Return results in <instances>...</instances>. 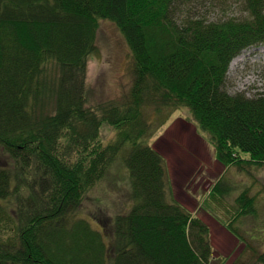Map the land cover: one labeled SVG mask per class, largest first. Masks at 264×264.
Listing matches in <instances>:
<instances>
[{
  "label": "trees",
  "instance_id": "1",
  "mask_svg": "<svg viewBox=\"0 0 264 264\" xmlns=\"http://www.w3.org/2000/svg\"><path fill=\"white\" fill-rule=\"evenodd\" d=\"M242 3L241 17L208 21L184 0H0V264H221L209 225L173 195L148 109L187 106L226 167L264 166V92L225 86L231 61L264 43V0ZM101 18L124 34L133 81L91 103ZM104 122L119 130L108 145ZM127 143L135 202L111 216L108 239L106 212L102 229L77 212ZM237 201L236 218L255 212L247 188Z\"/></svg>",
  "mask_w": 264,
  "mask_h": 264
},
{
  "label": "rangeland",
  "instance_id": "2",
  "mask_svg": "<svg viewBox=\"0 0 264 264\" xmlns=\"http://www.w3.org/2000/svg\"><path fill=\"white\" fill-rule=\"evenodd\" d=\"M184 1L192 14L208 21L241 17L245 13L242 0ZM132 68V51L121 29L110 19H99L96 50L88 60L87 81L91 103L122 98L132 85ZM225 86L229 93H242L247 97H256L264 92V43L244 48L231 61ZM148 110V120L152 121L151 129L154 130L149 142L166 159L176 200H181L178 190L182 185L189 188L192 181L211 182L207 185L202 183L201 191L209 193L200 197L201 201L191 199L187 201L194 202L182 204L209 225L214 258L221 264L254 262L257 254L264 251V166L248 167L242 171L233 165L217 179L216 174L220 173L222 167L225 170L226 166L216 158L223 166L217 162L220 168L212 169L213 159L199 141L196 144L193 136L191 138V131L202 135L196 128L192 110L183 106L169 113V109L165 108L163 118L153 108ZM118 134L119 130L114 125L109 122L102 124L100 138L104 145L118 138ZM127 144L110 164L104 178L88 192L77 212L99 229H102V225L94 216L106 212L110 216L105 228L108 239L111 238V216L129 212L135 202L131 194L130 170L125 161L131 147V143ZM187 173L191 175L185 177ZM219 179L222 181L214 192L213 185ZM246 188L249 195L255 196L256 209L254 213L236 218L239 210L237 197ZM201 194L197 193L196 196ZM206 211L210 214H206Z\"/></svg>",
  "mask_w": 264,
  "mask_h": 264
},
{
  "label": "crops",
  "instance_id": "3",
  "mask_svg": "<svg viewBox=\"0 0 264 264\" xmlns=\"http://www.w3.org/2000/svg\"><path fill=\"white\" fill-rule=\"evenodd\" d=\"M191 138H192V136H193V138H194V140H195V143L197 144V142L199 141V143L200 144H202V147H204L205 148V150H206V152H207V154H208V156L210 155V159H213V161H212V163H211V167H212V169H215V168H220L219 166H218V163L221 165V167L223 166L220 162H218L217 161V159H216V157H215V154H214V149L212 148V146L210 145V143L207 141V139H205L204 138V136H202V135H200L197 131H191ZM200 144H198V145H200ZM218 162V163H217ZM225 167V166H224ZM229 167H225V170H223V167H222V170L220 171V173H217L216 174V178L218 179L219 177H222V174H223V172L224 171H226L227 169H228ZM244 169H242V171H243ZM190 172V171H189ZM188 174H190V173H187V174H184V176L186 177V176H188ZM191 175V174H190ZM178 181V180H177ZM205 181H200V183L198 182V183H196V181H192V183L191 182H189V188L188 187H186L187 185H182L181 186V189L180 190H178V197L181 199L180 200V202L182 203H191V202H194V201H187V200H194V199H197V200H199V201H201L200 200V197H204L205 195H207L209 192H206V193H204L203 191H201V189H202V183H204ZM206 183V185L208 184V183H211L210 181L209 182H205ZM205 187H203V189H204ZM198 193V195L200 194V193H202L201 194V196H196V194ZM197 197V198H196ZM183 200V201H182ZM185 200H186V202H185ZM203 201V200H202ZM202 203V202H201ZM206 214H210L209 212H207L206 211Z\"/></svg>",
  "mask_w": 264,
  "mask_h": 264
}]
</instances>
